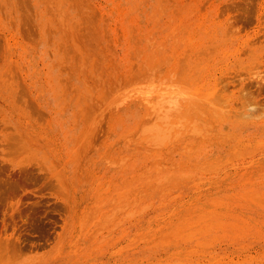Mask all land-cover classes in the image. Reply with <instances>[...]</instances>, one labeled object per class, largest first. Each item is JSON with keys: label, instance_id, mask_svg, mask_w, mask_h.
I'll return each mask as SVG.
<instances>
[{"label": "rangeland", "instance_id": "1", "mask_svg": "<svg viewBox=\"0 0 264 264\" xmlns=\"http://www.w3.org/2000/svg\"><path fill=\"white\" fill-rule=\"evenodd\" d=\"M128 261L264 264V0H0V264Z\"/></svg>", "mask_w": 264, "mask_h": 264}, {"label": "bare ground", "instance_id": "2", "mask_svg": "<svg viewBox=\"0 0 264 264\" xmlns=\"http://www.w3.org/2000/svg\"><path fill=\"white\" fill-rule=\"evenodd\" d=\"M22 171H23V170H22ZM18 172H19V171H18ZM22 173H23V172H22ZM207 189H208V188H207ZM209 189H210V188H209ZM227 189H228V187H227ZM230 189H231V188H230ZM242 189H243V188H242ZM242 189H241V190H242ZM210 191H211V190H210ZM238 191H239V190H238ZM205 192H206V190H205ZM205 192H204V193H205ZM207 192H208V191H207ZM211 192H212V191H211ZM244 192H246V191H244ZM248 192H249V191H248ZM213 193H215V192H213ZM205 194H206V193H205ZM209 194H210V193H209ZM255 194H256V193H255ZM194 197H196V196H194ZM225 197H226V196H225ZM237 197H238V196H237ZM245 198H246V197H245ZM250 198H252V197L250 196ZM254 198H255V197H254ZM190 199H191V198H190ZM194 199H195V198H194ZM252 199H253V198H252ZM197 200H198V199H197ZM226 200H227V199H226ZM228 200H229V199H228ZM232 200H233V199H232ZM238 200H239V199H238ZM197 202H198V201H197ZM226 202H227V201H226ZM190 203H191V202H190ZM221 203H222V202H221ZM179 204H180V203H179ZM247 204H248V202H247ZM192 205H193V204H192ZM5 206H6V205H5ZM225 206H227V205H225ZM228 206H229V205H228ZM173 207H174V206H173ZM204 207H205V206H204ZM242 207H243V206H242ZM216 208H217V207H216ZM223 208H224V206H223ZM184 209H187V208L185 207ZM219 209H220V208H219ZM227 209H228V208H227ZM230 209H232V208H230ZM176 210H177V209H176ZM198 210H199V209H198ZM239 210H240V209H239ZM242 210H243V209H242ZM180 211H181V210H180ZM227 211H228V210H227ZM234 211H236V208L234 209ZM237 211H238V210H237ZM218 212H219V211H218ZM218 212H217V213H218ZM228 212H229V211H228ZM206 213H207V212H206ZM225 213H227V212H225ZM231 213H232V211H231ZM235 213H236V212H235ZM213 214H214V213H213ZM215 214H216V213H215ZM237 214H239V213H237ZM192 215H194V214H192ZM209 215H210V214H209ZM229 215H230V214H229ZM247 215H248V214H247ZM225 216H226V215H225ZM234 216H235V215H234ZM236 216H237V215H236ZM239 216H241V215H239ZM239 216H238V218H239ZM242 216H243V215H242ZM216 217H217V216H216ZM218 217H219V216H218ZM231 217H232V216H231ZM202 218H203V217H202ZM224 218H225V217H224ZM220 219H222V218H220ZM229 219H230V216H229ZM192 220H193V219H192ZM226 220H227V219H226ZM231 220H232V219H231ZM196 221H197V220H196ZM196 221H195V222H196ZM201 221H202V220H201ZM193 222H194V221H193ZM198 222H199V221H198ZM164 223H165V222H164ZM202 223H203V222H202ZM228 223H229V222H228ZM205 224H206V223H205ZM211 224H212V223H211ZM189 225H190V223H189ZM212 226H213V225H212ZM219 226H220V225H219ZM219 226H218V227H219ZM227 226H229V225H227ZM230 226L233 227L232 224H231ZM249 226H251V225H249ZM240 227H241V226H240ZM237 228H238V227H237ZM244 228H245V227H244ZM246 230H247V229H246ZM193 231L195 232V229H194ZM208 231H209V230H208ZM185 232H186V231H185ZM188 232H189V231H188ZM188 232H187V233H188ZM190 232H191V230H190ZM245 233H246V232H245ZM188 234H192V235H193V233H188ZM224 234H225V233H224ZM224 234H223V235H224ZM185 235H186V234H185ZM185 235H184V236H185ZM228 235H229V234H228ZM233 235H234V234H233ZM237 235H238V234H237ZM220 236H221V235H220ZM179 237H180V235H179ZM179 237H178V238H179ZM175 238H176V237H175ZM175 238H174V239H175ZM207 238H208V237H207ZM174 239H173V240H174ZM180 239H181V238H180ZM159 241H160V240H159ZM165 241H166V240H165ZM204 241H205V240H203V242H204ZM208 241H209V240H208ZM208 241L205 242V243H208ZM141 242H142V241H141ZM176 242H177V241H176ZM186 242H187V241H186ZM196 243H197V242H196ZM210 243H211V241H210ZM194 244H195V243H194ZM222 244H223V243H222ZM191 245H192V244H191ZM191 245H190V246H191ZM218 245H220V244H218ZM149 246H150V245H149ZM154 246H155V245H154ZM203 246H204V245H203ZM212 246H213V244H212ZM223 246H224V245H223ZM226 246H227V245H226ZM228 246H229V245H228ZM139 247H140V246H139ZM180 247H182V246H180ZM186 247H187V246H186ZM186 247L184 246L183 248L186 249ZM191 247H193V246H191ZM195 247H196V246H195ZM195 247H194V248H195ZM209 247H210V246H209ZM140 248H141V247H140ZM142 248H143V247H142ZM142 248H141V249H142ZM175 248H176V247H175ZM134 249H135V248H134ZM171 249H172V248H171ZM171 249H170V250H171ZM195 249H196V248H195ZM223 249H224V248H223ZM233 249H234V248H233ZM168 250H169V249H168ZM191 250H192V249H191ZM131 251H132V249H131ZM146 251H147V250H146ZM202 251H203V250H202ZM230 251H231V250H230ZM234 251H235V250H234ZM237 251H238V250H237ZM240 251H241V250H240ZM242 251H243V250H242ZM179 252H180V251H179ZM156 253H157V252H156ZM161 253H162V252H161ZM166 253H167V252H166ZM166 253H165V255H166ZM180 253H181V252H180ZM193 253H194V252H193ZM202 253H203V252H202ZM205 253H206V251H205ZM230 253H231V252H230ZM234 253H235V252H234ZM249 253H250V252H249ZM163 254H164V253H163ZM171 254H172V252H171ZM176 254H177V253H176ZM189 254H190V253H189ZM203 254H204V253H203ZM223 254H224V253H223ZM223 254H222V255H223ZM232 254H233V253H232ZM236 254H237V253H236ZM242 254H243V252H242ZM245 254H246V253H245ZM251 254H252V253H251ZM260 254H261V253H260ZM260 254H258V255H260ZM181 255L183 256V254H181ZM197 255H200V254H197ZM205 255H206V254H205ZM222 255H221V256H222ZM226 255H227V253H226ZM233 255H234V254H233ZM248 255H249V254H248ZM252 255H253V254H252ZM142 256H143V255H142ZM158 256H159V255H158ZM169 256H170V255H169ZM216 256H217V255H216ZM235 256H236V255H235ZM249 256H251V255H249ZM256 256H257V255H256ZM123 257H124V256H123ZM138 257H139V256H138ZM156 257H157V255H156ZM173 257H174V256H173ZM175 257H176V256H175ZM199 257H200V256H199ZM204 257H205V256H204ZM204 257H203V258H204ZM217 257H218V256H217ZM237 257H238V256H237ZM237 257H236V258H237ZM251 257H252V256H251ZM253 257H254V256H253ZM139 258H140V257H139ZM158 258H159V257H158ZM165 258H166V257H165ZM194 258H195V257H194ZM194 258H193V259H194ZM213 258H215V257H213ZM219 258H220V257H219ZM222 258H223V257H222ZM242 258H243V257H242ZM246 258H247V257H246ZM254 258H256V257H254ZM121 259H122V258H121ZM144 259H145V258H144ZM152 259H153V258H152ZM154 259H155V258H154ZM156 259H157V258H156ZM163 259H164V258H163ZM193 259H192V260H193ZM248 259H249V257H248ZM258 259H259V258H258ZM127 260H129V259H127ZM138 260H139V259H138ZM145 260H146V259H145ZM150 260H151V259H150ZM166 260H167V259H166ZM207 260H208V259H207ZM215 260H217V259L215 258ZM239 260H240V259H239ZM242 260H243V259H242ZM244 260H245V259H244ZM261 260H262V259H261ZM146 261H147V260H146ZM169 261H170V260H169ZM199 261H200V260H199ZM212 261H213V260H212ZM227 261H228V260H227ZM227 261H226V262H227ZM230 261H231V260H230ZM234 261H235V260H234ZM257 261H258V260H257ZM120 262H122V261H120ZM123 262H124V261H123ZM123 262H122V263H123ZM193 262H194V260H193ZM214 262H215V261H214ZM217 262H218V260H217ZM241 262H242V261H241ZM128 263H129V261H128ZM131 263H133V262H131ZM135 263H137V262L135 261ZM139 263H140V262H139ZM141 263H142V262H141ZM147 263H148V262H147ZM147 263H146V264H147ZM168 263H169V262H168ZM176 263H178V262H176ZM176 263H175V264H176ZM194 263H195V262H194ZM235 263H236V262H235ZM129 264H130V263H129ZM170 264H171V263H170ZM181 264H182V263H181ZM196 264H197V263H196ZM198 264H199V263H198ZM206 264H207V262H206ZM208 264H209V263H208ZM222 264H223V263H222ZM224 264H225V263H224ZM237 264H238V263H237Z\"/></svg>", "mask_w": 264, "mask_h": 264}]
</instances>
